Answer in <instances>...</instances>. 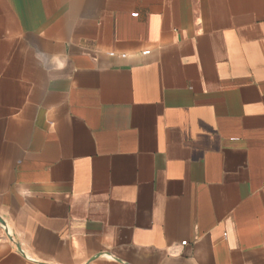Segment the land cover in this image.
Here are the masks:
<instances>
[{"label": "crops", "instance_id": "0c3cea01", "mask_svg": "<svg viewBox=\"0 0 264 264\" xmlns=\"http://www.w3.org/2000/svg\"><path fill=\"white\" fill-rule=\"evenodd\" d=\"M0 264H264V0H0Z\"/></svg>", "mask_w": 264, "mask_h": 264}, {"label": "built area", "instance_id": "2783aa9c", "mask_svg": "<svg viewBox=\"0 0 264 264\" xmlns=\"http://www.w3.org/2000/svg\"><path fill=\"white\" fill-rule=\"evenodd\" d=\"M2 225H3V227L7 230V232L9 233V235L12 237L13 234H12V232L10 231L9 227L7 226V224L4 222Z\"/></svg>", "mask_w": 264, "mask_h": 264}]
</instances>
